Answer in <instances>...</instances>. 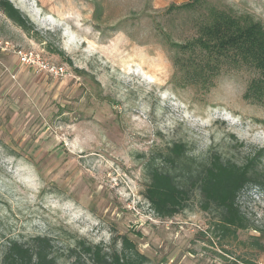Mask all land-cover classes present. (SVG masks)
Wrapping results in <instances>:
<instances>
[{"label":"rangeland","instance_id":"obj_1","mask_svg":"<svg viewBox=\"0 0 264 264\" xmlns=\"http://www.w3.org/2000/svg\"><path fill=\"white\" fill-rule=\"evenodd\" d=\"M8 1L34 29L0 11V253L48 235L70 264L61 252L78 241L121 250L125 237L145 264H264L263 193L241 194L248 228L227 237L195 188L171 218L144 198L150 167L184 180L165 160L174 143L192 173L213 153L242 165L264 149L261 71L206 34L225 18L264 31V0Z\"/></svg>","mask_w":264,"mask_h":264},{"label":"trees","instance_id":"obj_2","mask_svg":"<svg viewBox=\"0 0 264 264\" xmlns=\"http://www.w3.org/2000/svg\"><path fill=\"white\" fill-rule=\"evenodd\" d=\"M0 11L24 33L31 34L34 29L29 20L8 0H0ZM225 29H207V36L216 37V44L211 48L232 51L245 61L251 62L261 71L262 78L254 85L264 88V31L258 22L247 25L235 23L225 18ZM217 35V36H216ZM204 49H211L201 40ZM62 55L60 51H56ZM256 87V86H255ZM188 153L183 143H174L169 148L165 160L180 169L186 170L184 180L157 167L149 168V184L144 191V198L150 210L159 218H171L180 213L195 188L202 199L200 204L204 211H213L217 225L224 237L235 234L237 230L248 228L247 219L241 212L238 199L245 191H258L264 194V174L258 169L264 158V149H258L247 157L242 165L229 159H223L213 153L194 173L186 163L180 160ZM191 187V189H190ZM122 248L117 250L115 243L111 246L92 245L78 241L73 247L61 252L70 264H145L146 258L139 254L127 238L121 239ZM258 246V243L255 242ZM59 255L54 250L53 239L48 235H35L25 240L9 239L0 253V264H57ZM247 264H251L247 262Z\"/></svg>","mask_w":264,"mask_h":264},{"label":"built area","instance_id":"obj_3","mask_svg":"<svg viewBox=\"0 0 264 264\" xmlns=\"http://www.w3.org/2000/svg\"><path fill=\"white\" fill-rule=\"evenodd\" d=\"M21 61H25L26 64L31 62L33 65H36V68H38L39 70L47 71L48 73H51L53 75H61L63 72V69L61 67H55L48 62L43 61L39 55L33 53H25V55L21 54Z\"/></svg>","mask_w":264,"mask_h":264}]
</instances>
